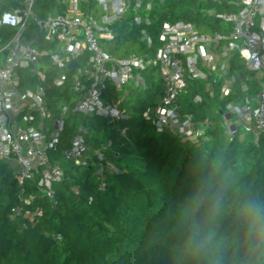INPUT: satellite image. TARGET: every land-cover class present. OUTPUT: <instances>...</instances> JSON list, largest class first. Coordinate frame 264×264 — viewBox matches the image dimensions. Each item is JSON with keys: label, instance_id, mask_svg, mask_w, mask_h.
Masks as SVG:
<instances>
[{"label": "trees", "instance_id": "trees-1", "mask_svg": "<svg viewBox=\"0 0 264 264\" xmlns=\"http://www.w3.org/2000/svg\"><path fill=\"white\" fill-rule=\"evenodd\" d=\"M237 1L154 0L150 9L144 1L135 10V0H130L126 17L112 26L113 38L101 39L100 45L117 57H154L165 23L226 33L231 26L215 15L237 11ZM24 2L2 0L0 14ZM88 8L98 12L93 4ZM65 9L58 0H34L33 10L41 18ZM135 15L142 17L141 25L134 22ZM142 29L152 47L143 40ZM14 33L0 27L2 43ZM24 37L38 49H55L56 43L45 42L34 24ZM41 60L48 63L45 56ZM83 61H71L70 73ZM49 68L42 85L52 119L64 107L69 110L58 150L51 154L64 178L53 185L51 198L35 181L20 186L15 164L0 158V264H264V133L257 140L249 132L242 140L241 129L228 134L223 116L227 101L218 94L210 97L206 81L190 83L189 94L180 99L196 123H209L201 143L159 132L143 117L165 94L154 65L143 72L145 87H126L128 121L76 114L70 81L52 85L60 70ZM231 72L255 87L253 73L238 54L231 58ZM20 76L23 90L40 83L31 68ZM211 89L217 91L215 85ZM196 94L202 103L193 102ZM108 96H114L111 87ZM80 126L87 131L86 166L61 156ZM100 167L102 175L97 174ZM30 197L32 202L24 203Z\"/></svg>", "mask_w": 264, "mask_h": 264}, {"label": "built area", "instance_id": "built-area-1", "mask_svg": "<svg viewBox=\"0 0 264 264\" xmlns=\"http://www.w3.org/2000/svg\"><path fill=\"white\" fill-rule=\"evenodd\" d=\"M144 1L150 9L154 0H135L134 9H139ZM58 2L66 6L65 12L44 18L33 10L34 0H25L23 6L0 14V27L15 30L6 44L0 38V158L15 164L20 186L25 181H35L52 198L53 185L64 178L60 163L51 154L58 150L69 110L64 107L59 118L52 119L47 108L42 82L50 66L60 70L52 85L63 87L70 81V89L77 96L72 109L76 114L99 115L112 122L128 121L131 115L124 105L126 87H145L143 72L154 65L159 68L165 94L143 117L159 132L169 131L182 140L201 143L209 123H196L193 114L183 109L180 99L189 94L190 83L206 81L210 97L218 94L219 99L227 101L223 116L228 134L235 135L241 129L257 140L264 133V0H238L237 11L217 13V18L231 26L226 33L207 34L190 23H165L154 57L137 53L117 57L100 45L101 39L113 38L112 26L126 17L130 0ZM90 4L98 12L88 10ZM142 21L140 15L134 16L137 25ZM32 24L38 27L45 42L56 43L55 49L41 50L25 39ZM141 36L152 47L144 29ZM233 54H238L245 68L253 73L255 87L231 72ZM44 56L48 63L42 62ZM79 59L85 61L71 74L69 63ZM30 68L40 83L23 90L20 71ZM213 85L216 92L211 89ZM109 87L114 92L111 98ZM193 102L202 103L201 95L196 94ZM86 133L83 126L77 128L69 147L61 150L65 160L78 166L88 164ZM99 157L103 159L101 154ZM102 173L103 167L98 168L97 174ZM32 200L30 197L23 201L30 204Z\"/></svg>", "mask_w": 264, "mask_h": 264}, {"label": "rangeland", "instance_id": "rangeland-1", "mask_svg": "<svg viewBox=\"0 0 264 264\" xmlns=\"http://www.w3.org/2000/svg\"><path fill=\"white\" fill-rule=\"evenodd\" d=\"M60 45L58 46L57 50L59 51L60 50ZM129 113V112H128ZM248 132L244 131V134L241 136V139L242 140H245L248 136H247Z\"/></svg>", "mask_w": 264, "mask_h": 264}]
</instances>
